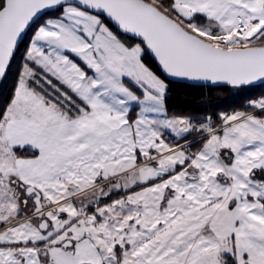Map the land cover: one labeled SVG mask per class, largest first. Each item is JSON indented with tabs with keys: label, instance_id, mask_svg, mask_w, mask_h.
Here are the masks:
<instances>
[{
	"label": "snow or ice",
	"instance_id": "6c2138e0",
	"mask_svg": "<svg viewBox=\"0 0 264 264\" xmlns=\"http://www.w3.org/2000/svg\"><path fill=\"white\" fill-rule=\"evenodd\" d=\"M173 80L264 84V0H0V264H264V96Z\"/></svg>",
	"mask_w": 264,
	"mask_h": 264
},
{
	"label": "trees",
	"instance_id": "16d2710c",
	"mask_svg": "<svg viewBox=\"0 0 264 264\" xmlns=\"http://www.w3.org/2000/svg\"><path fill=\"white\" fill-rule=\"evenodd\" d=\"M169 88L170 107L196 116L204 115L205 111L214 114L244 110L248 99L264 96V84L249 86L243 92L230 87L195 86L178 82H170Z\"/></svg>",
	"mask_w": 264,
	"mask_h": 264
},
{
	"label": "water",
	"instance_id": "95a60500",
	"mask_svg": "<svg viewBox=\"0 0 264 264\" xmlns=\"http://www.w3.org/2000/svg\"><path fill=\"white\" fill-rule=\"evenodd\" d=\"M171 82H178V83H186V84H190V85H195V86H206V87H215V86H209L207 84H203V83H193L187 80H173ZM258 85H262L260 82H257L255 85L253 86H258ZM227 87V86H226Z\"/></svg>",
	"mask_w": 264,
	"mask_h": 264
},
{
	"label": "rangeland",
	"instance_id": "374dc122",
	"mask_svg": "<svg viewBox=\"0 0 264 264\" xmlns=\"http://www.w3.org/2000/svg\"><path fill=\"white\" fill-rule=\"evenodd\" d=\"M233 110H231L229 113H231Z\"/></svg>",
	"mask_w": 264,
	"mask_h": 264
},
{
	"label": "flooded vegetation",
	"instance_id": "af4514ba",
	"mask_svg": "<svg viewBox=\"0 0 264 264\" xmlns=\"http://www.w3.org/2000/svg\"><path fill=\"white\" fill-rule=\"evenodd\" d=\"M230 112V111H229ZM229 112H227V113H229Z\"/></svg>",
	"mask_w": 264,
	"mask_h": 264
}]
</instances>
